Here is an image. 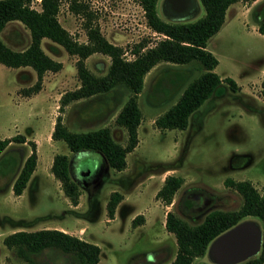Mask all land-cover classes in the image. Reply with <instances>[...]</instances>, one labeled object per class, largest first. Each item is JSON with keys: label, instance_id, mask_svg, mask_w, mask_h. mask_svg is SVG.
Returning a JSON list of instances; mask_svg holds the SVG:
<instances>
[{"label": "rangeland", "instance_id": "rangeland-1", "mask_svg": "<svg viewBox=\"0 0 264 264\" xmlns=\"http://www.w3.org/2000/svg\"><path fill=\"white\" fill-rule=\"evenodd\" d=\"M88 2L96 13L101 32L121 45L128 59L135 56L131 52L135 43L144 41L146 49L162 36L146 24L137 0ZM190 4L193 10L180 12L160 0L158 12L169 21H189L204 14L200 0H190ZM32 5L40 8V0H33ZM254 12L253 9V15ZM58 18L74 37L86 40L83 19L70 11L66 0H61ZM0 38L19 50L29 44L30 33L21 21L10 20L0 31ZM41 45L50 56L61 60L62 67L45 71L37 92L26 95L22 91L37 79L31 66L11 67L0 62V139L14 134L25 136L24 141L14 139L0 151V264L23 261L15 249L4 243L7 234L43 227L60 228L97 243L101 248L99 264H152V261L166 264L177 249L175 235L163 225L167 210L195 223L213 208H238L242 197L235 188L225 184L227 177L248 179L264 194V96L261 92L264 36L253 29L251 21L230 28L224 20L209 38L207 47L218 58L214 70L222 77L234 78L239 87L233 91L223 82L190 115L185 128L160 129L155 118L175 102L188 82L204 68L197 61H159L145 74L137 96L142 112L138 142L126 153V165L121 170L110 167L100 153L72 152L65 141L54 139L51 134L60 114L73 131L109 126L113 138L125 144L126 129L115 122V116L130 91L124 85H117L109 93L72 100L61 109V95L80 84L77 56L46 37ZM85 61L91 71L101 75L108 70L110 57L96 51ZM32 142L37 151L36 167L22 192L16 195L12 183L31 151ZM56 153H65L70 158L72 176L79 184L77 204L70 201L51 170ZM168 174L181 177L182 182L173 193L171 203L166 204L156 192ZM113 190L121 192L124 198L117 203L114 218L109 217L106 207ZM142 212L149 219L146 225H142L146 220L144 215L139 223H129L131 215ZM240 221L252 222L261 228L256 216H245ZM209 244L205 254L194 258V264L244 261L220 262L211 256ZM35 256L41 264L69 263L56 249L47 248Z\"/></svg>", "mask_w": 264, "mask_h": 264}, {"label": "trees", "instance_id": "trees-1", "mask_svg": "<svg viewBox=\"0 0 264 264\" xmlns=\"http://www.w3.org/2000/svg\"><path fill=\"white\" fill-rule=\"evenodd\" d=\"M32 1L0 0V31L10 20H19L29 29L30 42L23 49H13L0 38L1 63L11 67L31 66L36 72V81L22 90L26 95L41 88L45 71L58 70L62 67L61 60L53 58L42 48L41 41L44 37L77 56L76 69L80 84L61 95L59 105L61 109L72 100L109 93L117 85H124L130 91L115 116V122L126 129L125 144L113 138L109 126L88 131H73L65 125L61 115H57L52 138L65 141L72 152H97L110 167L117 170L125 167L126 153L138 142V125L142 112L137 96L143 87L145 74L159 61L175 63L197 61L204 68L200 75L188 82L175 102L155 118V124L160 129L185 128L190 115L222 86L223 82L228 83L233 91L239 87L234 78L221 77L214 70L218 58L207 49L209 38L220 29L225 20L227 7L238 0H200L204 14L189 21H169L162 18L157 10L158 0H137L143 8L146 24L162 36L153 46L146 49L144 41L135 43L131 48L135 56L131 59L124 56L121 45L110 41L101 32L96 22V13L88 0H66L70 11L83 19L85 41L74 37L60 22L58 12L61 0H40L39 9L32 5ZM258 31L264 34V17L258 20ZM96 51L110 57L108 70L101 75L91 71L85 61L87 56ZM261 86L264 96V78ZM14 139L24 141L25 136L14 134L0 139V151ZM36 162V145L32 142L31 151L25 157L12 183V190L16 195L26 186ZM70 165L67 154L56 153L51 170L61 181L70 201L77 204L79 184L72 176ZM181 182L182 178L179 176L166 175L156 196L166 204L171 203L173 193ZM225 184L235 188L242 197V202L236 209L213 208L205 213L202 220L195 223H189L174 211L167 210L165 227L175 235L177 249L173 259L166 264H194V258L205 254L213 238L249 215L256 216L261 221V247L257 255L244 260L241 264L264 263V194L260 193L248 179L235 180L227 177ZM122 198L123 195L118 190L110 193L106 204L109 217H113L116 205ZM141 219L142 214H136L132 224L139 223ZM4 243L21 256L23 259L21 264H41L35 255L47 248L56 249L66 256L68 264H99L101 251L97 243L55 227L16 230L4 237ZM152 262L154 264V261Z\"/></svg>", "mask_w": 264, "mask_h": 264}, {"label": "water", "instance_id": "water-1", "mask_svg": "<svg viewBox=\"0 0 264 264\" xmlns=\"http://www.w3.org/2000/svg\"><path fill=\"white\" fill-rule=\"evenodd\" d=\"M176 1L173 0L175 5ZM261 240L262 227L252 222L239 221L211 240L209 252L220 262L235 263L259 251Z\"/></svg>", "mask_w": 264, "mask_h": 264}, {"label": "crops", "instance_id": "crops-1", "mask_svg": "<svg viewBox=\"0 0 264 264\" xmlns=\"http://www.w3.org/2000/svg\"><path fill=\"white\" fill-rule=\"evenodd\" d=\"M159 2H160V0L157 1V10H158V6H159ZM165 3H166V5L170 6V4H168L166 0H165ZM261 4H263V5H261ZM176 5H177V8H173L171 6L173 8V10H175V11L187 12V11L193 10V9H191L190 2L187 6H185V5H183V2H181V1L177 2L176 1ZM253 9L255 10L254 15L252 14ZM262 17H264V0H251V1L238 0V1L231 3L227 7L226 13H225V21H227V25H229L230 28L239 26V23H243V24L247 25L248 22L251 21V25L255 31H258V20ZM240 26H241V24H240ZM258 33L260 35L264 36V34L260 33L259 31H258ZM207 49H209V48L207 47ZM76 59H77V57H76ZM261 72H264V66L261 67ZM220 76L222 77V75H220ZM123 201H124V198H123ZM142 213L141 214L146 217V220L144 221V223H142V225H144V224L146 225L149 222V219H148L147 214L145 212H142ZM144 216H143V218H144ZM133 217H134L133 215H131L129 217V223L132 221ZM163 225H165V220H164Z\"/></svg>", "mask_w": 264, "mask_h": 264}, {"label": "bare ground", "instance_id": "bare-ground-1", "mask_svg": "<svg viewBox=\"0 0 264 264\" xmlns=\"http://www.w3.org/2000/svg\"><path fill=\"white\" fill-rule=\"evenodd\" d=\"M167 2H168V4H170V6H172V7H177L176 5H175V3L173 2V0H166ZM183 2V5H185V6H187L188 4H189V0H177V2Z\"/></svg>", "mask_w": 264, "mask_h": 264}]
</instances>
